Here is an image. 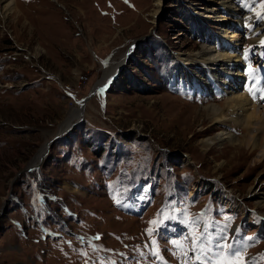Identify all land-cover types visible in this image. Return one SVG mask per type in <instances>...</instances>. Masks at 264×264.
Listing matches in <instances>:
<instances>
[{"label":"rangeland","instance_id":"rangeland-1","mask_svg":"<svg viewBox=\"0 0 264 264\" xmlns=\"http://www.w3.org/2000/svg\"><path fill=\"white\" fill-rule=\"evenodd\" d=\"M155 1L14 0L18 12L0 19V264H111L105 253L115 264H225L229 249L217 245H229L233 215L235 222L245 217L250 233L264 231V131H252L258 147H251L253 135L236 122L213 124L204 113L225 96L181 85L195 70L181 57L217 46L225 23L207 18L209 0H163L154 19ZM239 24H230V32L240 34L242 53L244 43L254 45L246 69L256 76L251 67L264 68L256 58L261 44L251 43ZM123 58L114 81L96 91ZM257 76L264 80L261 69ZM80 102L83 115L74 124L80 123L48 146ZM225 130L247 143L203 148ZM34 161L39 166L30 169ZM145 177L155 200L147 201L152 185ZM186 186L188 196L198 188L195 212L223 210L220 217L200 212L188 225L191 238L162 230L161 205L174 191L184 196ZM139 188L148 193L143 201ZM253 188L260 210L249 195ZM123 203L148 207L137 215L120 210ZM41 220L43 232L32 224ZM262 239L255 256H264Z\"/></svg>","mask_w":264,"mask_h":264},{"label":"bare ground","instance_id":"bare-ground-1","mask_svg":"<svg viewBox=\"0 0 264 264\" xmlns=\"http://www.w3.org/2000/svg\"><path fill=\"white\" fill-rule=\"evenodd\" d=\"M162 1L163 0L155 1V10L152 14L154 19H156L160 13ZM209 1L213 2L212 5L207 8V18L225 23L219 25L221 34H218V36L220 37V42L217 46H205L197 53L181 57V60L187 66L195 69L192 70V75L188 72L185 73L186 77L181 85L195 91L200 90L204 93L222 92L225 95L224 104L222 106L213 105L205 107L204 113L206 112L208 116L212 117L211 120L213 124L228 125L231 121L236 122L242 127L245 133L253 135V137L249 136L253 142L248 141V144L253 148H257L258 144L256 143L255 133H252V131H264V111L257 108L258 104H264V98H261L264 96V83L262 81L259 82L257 78H255V74L249 69H246L248 67L242 62L243 56L239 48V46H241L239 40L240 34L230 32V24L240 23L239 26H241L251 38V43L261 44L258 46L260 50L256 53V58H259V55H261L264 60V44H262V42H264V3H260L259 0ZM17 12L14 0H0L1 20L6 21L12 14ZM233 18H236V21H232ZM255 51L256 50L253 52ZM123 62L124 58L121 63H118L116 67H114V70L107 74L104 73L98 86L108 87L115 78L112 74L116 75V71L121 68ZM254 62V57L248 59V64H254ZM261 70L264 75V68L262 67ZM113 71L114 73H112ZM110 75H112L111 79ZM83 105L84 103L80 102L70 110L68 118L61 125V131L67 128L71 129L72 126H76L80 123L79 121L74 124V121L76 122L83 115ZM262 107H264V105ZM246 141L247 139L235 138L234 134L229 130H225L218 133L216 137L204 140L203 148L208 149L212 144L219 143H228L232 146L237 143L238 147H240L242 144L247 143ZM47 147L48 146L45 145L40 152L41 156L38 155L40 156L39 161L48 153ZM33 165H36V161L33 162ZM146 186L148 189L150 188L149 185L146 184ZM140 189L141 188H139L141 197ZM143 189L144 187H142V191ZM249 195L256 199L253 203L254 208L257 210L262 209V202L259 200L260 193L257 188H253ZM228 205L230 206V204ZM255 218L257 219V216H255ZM260 226L262 227V225Z\"/></svg>","mask_w":264,"mask_h":264},{"label":"snow or ice","instance_id":"snow-or-ice-1","mask_svg":"<svg viewBox=\"0 0 264 264\" xmlns=\"http://www.w3.org/2000/svg\"><path fill=\"white\" fill-rule=\"evenodd\" d=\"M264 44V42H262ZM261 98H264L262 96ZM99 237H97L98 239ZM224 241H227V237L223 238ZM248 239H252L251 237H248ZM175 243V242H174ZM224 247H228L229 252H230V258L225 262V264H245V261L243 259V251H246V246L243 249H233L231 245L225 244H218L217 248L223 249ZM217 256H223V251L218 252Z\"/></svg>","mask_w":264,"mask_h":264},{"label":"trees","instance_id":"trees-1","mask_svg":"<svg viewBox=\"0 0 264 264\" xmlns=\"http://www.w3.org/2000/svg\"><path fill=\"white\" fill-rule=\"evenodd\" d=\"M196 203L195 202H184L183 205L180 207V212L182 214L183 217H185L186 219H191L192 216L197 213L195 212L192 207L195 206Z\"/></svg>","mask_w":264,"mask_h":264},{"label":"water","instance_id":"water-1","mask_svg":"<svg viewBox=\"0 0 264 264\" xmlns=\"http://www.w3.org/2000/svg\"><path fill=\"white\" fill-rule=\"evenodd\" d=\"M121 69V68H120ZM103 86H100V87H97V88H95V90L97 91V90H100L101 88H102ZM88 97V96H87ZM87 97H86V99H87ZM90 97V96H89ZM76 124V123H75ZM68 130H69V128H67L66 129V131H64V132H62L61 134H59V135H57L55 138H53L50 142H49V144H48V146H50L53 142H54V140H56L57 138H59L60 136H62L63 134H65L66 132H68ZM37 166H39L38 164H36L35 166H33L32 168H35V167H37ZM32 168H30V169H32ZM29 169V170H30Z\"/></svg>","mask_w":264,"mask_h":264}]
</instances>
